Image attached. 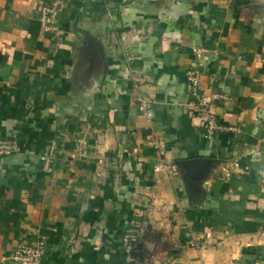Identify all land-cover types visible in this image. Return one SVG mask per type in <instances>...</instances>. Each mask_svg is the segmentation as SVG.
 <instances>
[{"label":"crops","instance_id":"1","mask_svg":"<svg viewBox=\"0 0 264 264\" xmlns=\"http://www.w3.org/2000/svg\"><path fill=\"white\" fill-rule=\"evenodd\" d=\"M52 1L0 0V264L41 234L42 264H129L130 226L151 264H264V0H64L48 33ZM191 68L237 131L203 133Z\"/></svg>","mask_w":264,"mask_h":264},{"label":"built area","instance_id":"2","mask_svg":"<svg viewBox=\"0 0 264 264\" xmlns=\"http://www.w3.org/2000/svg\"><path fill=\"white\" fill-rule=\"evenodd\" d=\"M64 0H54L51 3L43 4L39 9V20L44 31L58 32V17L65 8ZM203 51L202 47H199ZM199 71L191 68L187 74V92L186 95H194L196 100H192L194 104L195 114L200 120L203 127V133L212 137L223 131H237L238 127L224 123L217 119L216 115L210 108L213 98L223 97V93H213L209 95H199ZM154 99L148 95H140L136 100L137 112L144 116H150L153 113ZM158 147V146H157ZM159 150L161 147H158ZM19 149V141L15 137L0 136V155H10ZM54 149L51 147L49 152L43 154L44 171L51 170V156ZM155 170L167 169L168 165L162 161L153 165ZM148 229L138 226H130L123 237V248L125 258L129 264H151V257L145 253V245L148 242ZM47 243V235L41 234L36 240L32 241L22 237L18 240L11 259L17 264H42V256Z\"/></svg>","mask_w":264,"mask_h":264}]
</instances>
